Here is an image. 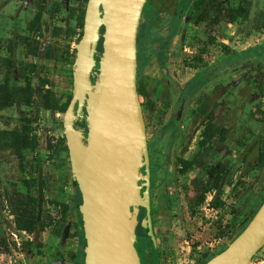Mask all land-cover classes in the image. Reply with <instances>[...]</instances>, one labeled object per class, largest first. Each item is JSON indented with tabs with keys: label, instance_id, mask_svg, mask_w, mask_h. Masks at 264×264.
I'll list each match as a JSON object with an SVG mask.
<instances>
[{
	"label": "rangeland",
	"instance_id": "374dc122",
	"mask_svg": "<svg viewBox=\"0 0 264 264\" xmlns=\"http://www.w3.org/2000/svg\"><path fill=\"white\" fill-rule=\"evenodd\" d=\"M240 1L223 0L226 6L235 7ZM248 1L243 25H239L240 18H222L210 27L191 23L194 12L209 0H145L143 4L136 35V87L148 143L157 251L141 226L145 212L139 206L131 227L142 264H204L245 227L264 199V162L256 166L257 157L252 156L264 153V136L252 133L241 137L233 122L239 96L252 90L260 97L258 101L264 99L263 65L256 80L251 82L249 76L246 90H239L243 72L237 45L245 22L264 54V0ZM85 5V0H0V82L2 68L8 63L2 57H7L14 62L11 83L29 81L35 89L30 105L0 109V131L12 130L32 140L28 148L18 144L15 153L5 145L11 136L0 132V264L85 261L81 195L72 180L60 108L73 89L76 45L83 28L80 14ZM144 45L151 49L148 61L140 58ZM96 49L89 93L74 123L83 140L99 74L102 37ZM41 100L47 105L56 101L58 108L45 109ZM254 114L263 122L264 100ZM214 125L227 127L229 135L224 141H219ZM176 140L178 150L170 155ZM253 141L254 150L248 153ZM198 156L214 165L221 177L214 191L220 198L218 208L206 204L208 192L204 203L188 206L195 178L212 175L193 164ZM39 178L43 190L40 205ZM169 186L174 188L178 201L175 216L180 219L167 224L159 216L160 210H166ZM62 213L69 221L63 237L62 231L55 233ZM31 218L39 220L42 230L35 229ZM23 223L31 228L23 229Z\"/></svg>",
	"mask_w": 264,
	"mask_h": 264
},
{
	"label": "water",
	"instance_id": "95a60500",
	"mask_svg": "<svg viewBox=\"0 0 264 264\" xmlns=\"http://www.w3.org/2000/svg\"><path fill=\"white\" fill-rule=\"evenodd\" d=\"M144 2L87 0L84 9L73 89L63 115L71 175L81 195L84 264H142L131 227L139 206L145 210L141 226L157 251L146 128L136 87V35ZM100 37L99 74L83 140L74 122L89 93ZM181 110L182 104L177 118ZM37 194L40 205V178ZM68 230L67 220L61 236ZM263 245L264 199L245 227L204 264H247Z\"/></svg>",
	"mask_w": 264,
	"mask_h": 264
},
{
	"label": "trees",
	"instance_id": "16d2710c",
	"mask_svg": "<svg viewBox=\"0 0 264 264\" xmlns=\"http://www.w3.org/2000/svg\"><path fill=\"white\" fill-rule=\"evenodd\" d=\"M87 0H85L86 2ZM242 1V2H241ZM240 4L238 6H226L221 0H209V2L202 7L200 10L194 12V14L191 17V23L194 25H200L205 24L206 26H211L213 21L215 19H222V18H229V19H245L248 16V10H249V1L248 0H241ZM247 3V5H244V3ZM42 8L39 7V11L37 12V15L39 14L40 10ZM83 16H84V8L81 9L80 14V20L81 23H83ZM82 31L80 32L81 36ZM6 71H5V77L2 83H0V109L12 105H30L33 101L34 87L31 86L29 81H27L24 85H13L10 83V76H11V68H12V61L6 59ZM263 91H264V85H263ZM50 95H54L52 91H49ZM70 99V95H68L65 99V101L60 105L61 111H64L68 105ZM44 100H41V107L45 109H57V102L53 101L49 105L42 103ZM75 123V122H74ZM75 126V124H74ZM218 128V139L220 142L224 141L227 136L229 135L227 127L224 126H218L214 125ZM1 133H8L11 138L10 141L6 143L5 145L7 147H13L14 152L16 153V149L19 148L18 144L22 146L23 148H28L32 144V140L28 135H17L13 133L12 130H1ZM255 147V141H253L247 148L248 153H252ZM257 155V156H256ZM254 158L257 157V160L254 162L256 166H261L264 162V153L263 154H252ZM195 166H197L199 169L204 170L209 176L211 173L212 175L210 177H196L194 180V186H195V192L193 195H188L187 197V203L189 207H193L195 205H201L204 203L206 198V193L211 192L215 190L218 186V183L221 181L219 180L221 177H219L215 171H217L216 167L212 165L209 161L206 160L205 157L198 156V158H195V161L193 163ZM215 170V171H214ZM74 184L75 181L72 178ZM236 181L233 188L237 185ZM218 196L213 194L212 198L210 199L208 205L211 208H218ZM31 223L35 225V229L37 231L42 230L39 220L36 218H31ZM67 221L66 215L64 213L61 214V216L58 218V227L55 229V233L57 235L61 234V231L64 227L65 222ZM31 226L28 224L23 223V229H30ZM232 238V237H231ZM230 238V239H231Z\"/></svg>",
	"mask_w": 264,
	"mask_h": 264
},
{
	"label": "crops",
	"instance_id": "0c3cea01",
	"mask_svg": "<svg viewBox=\"0 0 264 264\" xmlns=\"http://www.w3.org/2000/svg\"><path fill=\"white\" fill-rule=\"evenodd\" d=\"M244 21L246 20L241 19L239 25H243ZM247 24L248 22H245V27H246L245 31L242 33L240 32L238 35L239 42L237 46H238V51L240 53L239 56H241L240 57L241 59L240 68H242L240 72H243V78L239 80V82L241 83L239 86V90H246L245 88L247 87V79L249 78V76H250V81L253 82L257 78L256 76H257V73L259 72V68L262 65L264 66V60H262L264 54L260 52V49H259L260 45L258 43H255L254 41L253 37L255 36V34L253 35L250 32L248 33ZM259 98H257V95L253 93L252 90H249L244 94V96L243 95L241 97L239 96L237 99L238 100L237 101V112L233 114V122L235 124V127H234L235 132H240L241 137L247 136L248 134H252V133H259L262 136H264V120L263 122L258 121L254 117L255 116L254 112L257 109V104H259V102H262V100H264L262 99L261 101H258ZM260 108H262V106H260ZM178 147H179V141L176 140L174 146L170 148V155H171V152L173 154L174 151H177ZM236 156L237 154L233 151L234 160ZM247 187H252V184H248ZM243 188H241V190ZM173 190L174 188L171 186L167 188V191L165 192L166 210L165 209L160 210L161 211V216H159L160 220L161 222H166L167 224H169L170 221L175 223L177 220L180 219L179 217L177 218L175 216L178 201L176 198H174ZM214 191L215 190H213L212 193L208 192V194H210L208 199H207V194H206V198H205V201L207 199L206 204H208V201L212 198ZM250 192H253V191H250ZM156 198L157 197L154 198L155 200L154 202L158 203L160 200L158 201V199ZM151 207H153V197L152 196H151Z\"/></svg>",
	"mask_w": 264,
	"mask_h": 264
},
{
	"label": "flooded vegetation",
	"instance_id": "af4514ba",
	"mask_svg": "<svg viewBox=\"0 0 264 264\" xmlns=\"http://www.w3.org/2000/svg\"><path fill=\"white\" fill-rule=\"evenodd\" d=\"M221 2H223V0H221ZM261 2V1H260ZM224 3V2H223ZM229 7H231V6H229ZM233 7V6H232ZM26 13H28V11H26ZM28 15V14H27ZM248 17V16H247ZM216 20H219V19H215L214 21H216ZM213 21V22H214ZM200 25H203V26H206L205 24H200ZM212 26V25H211ZM206 27H209V26H206ZM149 31H152V27H150V29H149ZM145 41H146V39H145ZM150 53H151V49L148 47V46H146V45H144V47H143V49L141 50V54H140V58L141 59H143V58H145V59H149V56H150ZM3 58V60H5L6 61V59H8V60H10V61H12V59H10V58H7V57H2ZM148 59H147V61H148ZM146 61V62H147ZM145 62V63H146ZM12 63H13V65H12V68H11V76H10V83H11V78L13 77V66H14V62L12 61ZM2 69H4V75H3V77H2V81L0 82V83H2L3 82V80H4V77H5V71H6V65L2 68ZM12 84V83H11ZM14 85V84H13ZM53 92V91H52ZM173 93V97H175V92L173 91L172 92ZM70 97H71V94H70ZM70 100V99H69ZM182 104V103H181ZM180 104V105H181ZM179 105V106H180ZM182 107H183V104H182ZM178 109H179V107H178ZM177 112H178V110L176 111V118H177ZM181 114V113H180ZM180 117V116H179ZM178 117V118H179ZM148 144V143H147ZM148 154H149V152H148ZM149 164H150V160H149ZM142 170H143V168H142ZM150 177H151V172H150ZM150 184H151V181H150ZM150 199H151V191H150ZM152 208V207H151ZM144 209V208H143ZM151 211H152V209H151ZM144 212H145V210H144Z\"/></svg>",
	"mask_w": 264,
	"mask_h": 264
},
{
	"label": "built area",
	"instance_id": "2783aa9c",
	"mask_svg": "<svg viewBox=\"0 0 264 264\" xmlns=\"http://www.w3.org/2000/svg\"><path fill=\"white\" fill-rule=\"evenodd\" d=\"M247 264H264V245L260 250L250 259Z\"/></svg>",
	"mask_w": 264,
	"mask_h": 264
}]
</instances>
